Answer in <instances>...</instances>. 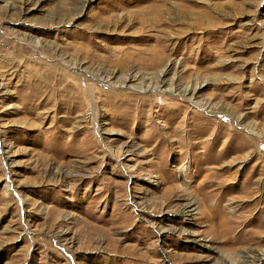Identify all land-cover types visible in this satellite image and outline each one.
<instances>
[{
	"label": "rangeland",
	"instance_id": "1",
	"mask_svg": "<svg viewBox=\"0 0 264 264\" xmlns=\"http://www.w3.org/2000/svg\"><path fill=\"white\" fill-rule=\"evenodd\" d=\"M0 264H264V0H0Z\"/></svg>",
	"mask_w": 264,
	"mask_h": 264
},
{
	"label": "bare ground",
	"instance_id": "2",
	"mask_svg": "<svg viewBox=\"0 0 264 264\" xmlns=\"http://www.w3.org/2000/svg\"><path fill=\"white\" fill-rule=\"evenodd\" d=\"M187 209H188V208H187ZM187 212H188V211H186V213H187ZM186 213H185V214H186ZM185 214H184V215H185ZM253 260H254V259H253Z\"/></svg>",
	"mask_w": 264,
	"mask_h": 264
}]
</instances>
